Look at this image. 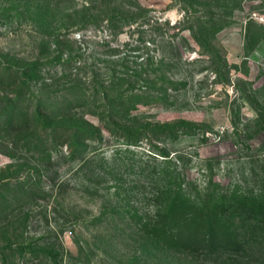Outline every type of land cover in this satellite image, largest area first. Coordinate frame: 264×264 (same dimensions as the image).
<instances>
[{
    "label": "rangeland",
    "instance_id": "1",
    "mask_svg": "<svg viewBox=\"0 0 264 264\" xmlns=\"http://www.w3.org/2000/svg\"><path fill=\"white\" fill-rule=\"evenodd\" d=\"M178 187L243 250L160 233ZM0 264H264V0H0Z\"/></svg>",
    "mask_w": 264,
    "mask_h": 264
},
{
    "label": "trees",
    "instance_id": "2",
    "mask_svg": "<svg viewBox=\"0 0 264 264\" xmlns=\"http://www.w3.org/2000/svg\"><path fill=\"white\" fill-rule=\"evenodd\" d=\"M35 72L32 69L31 75ZM75 115L60 117V119L73 121ZM45 119L38 118V123L46 125ZM75 128L73 126V131L80 132L78 133L80 137L82 133H87L86 129ZM49 157L51 155L48 154ZM172 192L175 196L169 202H161L157 205L158 211L155 214L157 217L152 220L153 225L158 227L160 233L166 235L172 244L184 248H205L209 251H218L223 248L243 250L244 237L242 234L245 235L248 231L232 226L226 220L225 215H229L226 214L227 211L222 213L216 208H208L190 201L182 196L179 187Z\"/></svg>",
    "mask_w": 264,
    "mask_h": 264
}]
</instances>
